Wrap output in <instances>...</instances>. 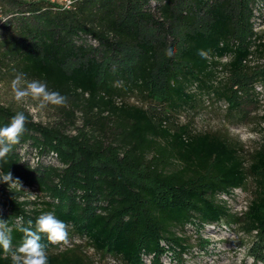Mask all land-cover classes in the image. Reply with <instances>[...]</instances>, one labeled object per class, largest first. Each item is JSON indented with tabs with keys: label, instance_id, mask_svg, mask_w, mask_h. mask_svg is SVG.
<instances>
[{
	"label": "trees",
	"instance_id": "obj_1",
	"mask_svg": "<svg viewBox=\"0 0 264 264\" xmlns=\"http://www.w3.org/2000/svg\"><path fill=\"white\" fill-rule=\"evenodd\" d=\"M258 1L75 0L57 9L50 0H0V62L68 98L53 125L0 104V127L18 111L28 117L0 173L50 198L40 207L20 199L30 195L25 187L2 182L0 219L13 227V248L23 238L19 218L34 223L51 211L78 240L125 264H163L168 253L181 264L190 244L176 229L195 225L204 249L198 229L220 222L239 226L252 238L253 261H264V141L246 165L238 143L179 119L201 93L229 111L260 104L252 84L264 81V63L245 64L249 55L264 58V30L253 32L250 21ZM135 93L146 106L126 101ZM248 175L254 189L244 210L216 200ZM41 243L49 264L87 259L81 241L61 249L41 234ZM0 264H11L2 248Z\"/></svg>",
	"mask_w": 264,
	"mask_h": 264
},
{
	"label": "rangeland",
	"instance_id": "obj_2",
	"mask_svg": "<svg viewBox=\"0 0 264 264\" xmlns=\"http://www.w3.org/2000/svg\"><path fill=\"white\" fill-rule=\"evenodd\" d=\"M252 16H251V29L253 32H260L264 30V0H259L256 4L252 3ZM250 37V36H249ZM255 40V39H254ZM93 46L97 42H91L87 40ZM264 58L260 59V56H252L248 64L253 68L262 66ZM13 63L10 61L0 62V104L12 107L13 109H22L29 111L36 121H40L44 124L53 125L58 120H62V106L49 105L44 109L33 111V108L37 104L36 101L29 98L27 102L18 103L14 100L11 89L10 81L17 72H20L18 68L13 67ZM227 74V72H226ZM222 77L225 76L222 72L219 73ZM228 76V74H227ZM28 79H34L31 76H27ZM257 81L258 83L261 82ZM255 82V83H257ZM254 83V84H255ZM253 85L254 93L257 86ZM127 98L126 101L146 106L143 99L137 94ZM200 98L197 100L192 111L188 115L180 116L181 121L192 119V126L194 131L203 132L211 131L219 133L227 137L232 142L238 143L244 148L245 164L248 165L250 160V153L259 147V144L264 141V108L259 104L256 106L253 103H243L238 109H227V104L222 100L207 98L205 94H200ZM264 99V94L259 96ZM258 98V96H257ZM259 99V98H258ZM79 122L83 124V114L78 113ZM187 118V119H186ZM68 131L70 134H77V130L71 129ZM2 182H0V186ZM254 189V182L252 176L248 175L244 187L236 188L231 195H217V201H225L227 206L232 212H241L245 209L246 202L250 198L251 192ZM26 192L30 195L26 197H20L21 200L30 199L37 200L38 206L43 207V201H46L47 197H44V192L38 188H26ZM45 207V206H44ZM33 208L32 206L28 207ZM177 233H182L188 238L190 248L183 254V261L181 264H264V261H253V256L249 254V247L252 243V238L242 233L239 226L235 224H227L225 222L204 224L199 228V235L203 239H207L208 243L205 248L202 249L198 244V234L196 227L193 224H186L184 230L176 229ZM79 236L68 231V239L66 243H58L61 249L72 246L73 242L83 243V253L86 255L84 264H125L119 256H113L110 254L97 251L85 242V240H78ZM58 251V249H54ZM163 264H177L176 259H172L168 254L161 257ZM148 259L144 258V264H148Z\"/></svg>",
	"mask_w": 264,
	"mask_h": 264
},
{
	"label": "clouds",
	"instance_id": "obj_3",
	"mask_svg": "<svg viewBox=\"0 0 264 264\" xmlns=\"http://www.w3.org/2000/svg\"><path fill=\"white\" fill-rule=\"evenodd\" d=\"M73 0H69L71 4ZM174 54L172 48L166 50V55ZM10 89L16 102H27L29 98L37 104L33 111L41 110L49 105L65 106L68 98L59 91L50 90L46 82L36 79H28L23 72H17L10 81ZM28 117L23 111L16 112L6 126L0 127V159L12 150V146L20 143L25 132ZM0 182L7 183L9 189H22L18 178H13L11 172L0 173ZM17 231L23 234L19 246L12 247L13 227L6 220L0 219V248L5 253L11 254V264H49V255L46 245L41 243V234H45L47 240L53 244L66 243L68 239L69 225L58 219L54 212H45L26 222L19 218L15 225Z\"/></svg>",
	"mask_w": 264,
	"mask_h": 264
},
{
	"label": "built area",
	"instance_id": "obj_4",
	"mask_svg": "<svg viewBox=\"0 0 264 264\" xmlns=\"http://www.w3.org/2000/svg\"><path fill=\"white\" fill-rule=\"evenodd\" d=\"M50 1L55 4V8H57V9L71 8L75 2V0H73V2L70 4L69 0H50ZM88 40H91V42H96V40L91 39V38H88ZM252 56H254V55H249L248 59L245 62H249L251 60ZM226 59H227V57H225L223 60H226ZM254 86H257V89L255 91V95H256V97L258 96L259 103H261L262 108H264V99H261L259 97V96L264 94V81H261L259 83L257 82L254 84ZM22 188L26 189V188H34V187H29V186L25 185V186H22ZM27 193H29V192H27ZM47 199H50L49 196L47 197Z\"/></svg>",
	"mask_w": 264,
	"mask_h": 264
}]
</instances>
